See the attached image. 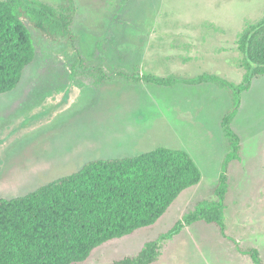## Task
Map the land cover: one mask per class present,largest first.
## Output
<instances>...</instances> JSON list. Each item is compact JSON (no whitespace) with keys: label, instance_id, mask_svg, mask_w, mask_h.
Segmentation results:
<instances>
[{"label":"rangeland","instance_id":"1","mask_svg":"<svg viewBox=\"0 0 264 264\" xmlns=\"http://www.w3.org/2000/svg\"><path fill=\"white\" fill-rule=\"evenodd\" d=\"M58 9L64 0H36ZM71 29L85 67L108 74H212L236 84L247 73L241 41L264 19V0H74ZM36 57L18 86L0 94V197L28 194L98 158L134 156L158 146L187 150L202 178L154 224L110 240L82 262L112 264L172 230L215 190L230 150L222 127L232 93L215 82L162 86L122 77L95 85L78 71L69 44L27 21ZM232 128L240 158L228 166L224 224L197 220L163 242L151 264L264 262V74L241 92Z\"/></svg>","mask_w":264,"mask_h":264},{"label":"trees","instance_id":"2","mask_svg":"<svg viewBox=\"0 0 264 264\" xmlns=\"http://www.w3.org/2000/svg\"><path fill=\"white\" fill-rule=\"evenodd\" d=\"M76 13L74 0H64L58 9L36 0H0V94L14 90L25 68L36 57L29 21L52 41H66L74 54L73 75L78 71L95 85L122 77L162 86L178 83L215 82L233 95V106L223 116L222 127L230 150L215 190L216 198L200 201L175 227L150 241L134 256L112 264H151L163 242L186 224L203 220L226 235L224 224L229 163L240 158L241 138L232 128L241 92L255 75L264 74V19L251 27L241 41L247 73L239 84L212 74L194 77L155 76L148 73L108 74L101 67H85L71 29ZM202 172L185 149L158 146L134 156L98 158L78 171L57 178L15 198L0 197V264H72L86 260L95 248L139 228L154 224L178 196L200 182ZM255 264H264L259 251H244Z\"/></svg>","mask_w":264,"mask_h":264}]
</instances>
